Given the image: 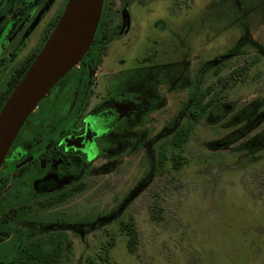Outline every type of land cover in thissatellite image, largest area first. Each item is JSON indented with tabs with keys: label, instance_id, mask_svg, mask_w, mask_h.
<instances>
[{
	"label": "rangeland",
	"instance_id": "1",
	"mask_svg": "<svg viewBox=\"0 0 264 264\" xmlns=\"http://www.w3.org/2000/svg\"><path fill=\"white\" fill-rule=\"evenodd\" d=\"M148 7L138 31L108 45L98 72L103 85L111 82L120 55L130 66H118V92L135 90L140 101L144 92L147 108L106 138L108 152L81 177L84 190L57 206L75 218L53 229L66 237L60 264H264V0ZM196 72L199 89L210 86L224 111L192 122ZM180 125L190 131L174 149ZM160 145L167 159L156 169ZM122 221L136 229L132 251ZM24 224L29 238L52 230ZM103 244L107 261L98 257Z\"/></svg>",
	"mask_w": 264,
	"mask_h": 264
},
{
	"label": "flooded vegetation",
	"instance_id": "2",
	"mask_svg": "<svg viewBox=\"0 0 264 264\" xmlns=\"http://www.w3.org/2000/svg\"><path fill=\"white\" fill-rule=\"evenodd\" d=\"M67 1L0 0V109L46 42ZM150 1H103L93 44L39 102L12 142L0 166V198L15 191L23 204L5 210V216L27 211L25 202L36 209L38 202L73 192L48 209L17 217L18 235L31 226L24 224L29 221L50 231L61 225L71 227L75 218L57 206L84 190L81 177L88 174L93 159L108 152L106 138L128 117L147 108L144 92L141 101L135 98V90L118 92L113 82L118 79V66H130L120 55H114L111 82L103 85L98 72L108 45L138 31L140 18L149 19Z\"/></svg>",
	"mask_w": 264,
	"mask_h": 264
},
{
	"label": "water",
	"instance_id": "3",
	"mask_svg": "<svg viewBox=\"0 0 264 264\" xmlns=\"http://www.w3.org/2000/svg\"><path fill=\"white\" fill-rule=\"evenodd\" d=\"M103 1H67L46 42L0 109V166L29 115L90 48Z\"/></svg>",
	"mask_w": 264,
	"mask_h": 264
},
{
	"label": "trees",
	"instance_id": "4",
	"mask_svg": "<svg viewBox=\"0 0 264 264\" xmlns=\"http://www.w3.org/2000/svg\"><path fill=\"white\" fill-rule=\"evenodd\" d=\"M97 30V29H96ZM96 35L94 37H97ZM94 42V39H93ZM92 42V44H93ZM217 73V70H214ZM199 77L200 74L196 72L195 77L190 81V94L186 113L190 121L195 122L203 117H206L210 112L220 110L224 107L219 103L217 95L211 93L210 86L207 89H199ZM189 129L187 126H178L169 140V145L174 149H180L186 142L189 135ZM164 145H160L158 150V156L156 159L155 168H161L164 166V162L167 159V154ZM182 155L175 154L171 156L172 166L178 168L182 162ZM73 192H62L58 195H54L45 202H38L36 209L30 208L31 205L28 202L27 211H19L16 214H9L5 216V210L9 208H19L23 204L20 200V194H16L14 191L4 198H0V264H60V257L63 251L65 243V235L61 232L49 231L42 235H37L33 238L26 237L22 231L18 235L14 221L17 217L29 216L34 211L39 213L56 205L59 201L69 197ZM18 211V210H16ZM45 216V214H39ZM42 218V217H41ZM121 230L128 235L127 247L130 251L134 249L136 229L131 221L120 222ZM67 243H69L67 241ZM113 240L109 244H112ZM109 246L103 244L98 257L102 261H107L109 254Z\"/></svg>",
	"mask_w": 264,
	"mask_h": 264
}]
</instances>
